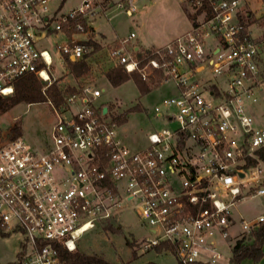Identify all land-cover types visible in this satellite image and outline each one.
I'll use <instances>...</instances> for the list:
<instances>
[{
    "label": "built area",
    "instance_id": "1",
    "mask_svg": "<svg viewBox=\"0 0 264 264\" xmlns=\"http://www.w3.org/2000/svg\"><path fill=\"white\" fill-rule=\"evenodd\" d=\"M52 1L0 0V96L11 95L24 75L50 79L54 60L40 48L50 34L68 36L53 49L64 59L91 55V27L80 22L98 14L91 1L67 13L59 11L63 4L53 11ZM189 1L204 18L186 34L140 57L141 49L129 47L132 32L110 51L128 73L147 81L162 72L175 83L178 94L164 100L175 111L155 109L174 128L148 134L147 146L132 150L119 137L110 107L94 104L102 92L86 85L57 111L45 152L31 149L12 127L2 130L0 235H24L16 264H68L60 247L76 251L96 224L126 209L149 229L144 252L166 243L170 247L161 253L174 254L178 264L224 260L222 243L229 246L237 224L233 208L264 195L263 186L251 185L264 173L256 153L264 147V115L250 113L263 97L264 36L243 33V0ZM117 8L133 17L138 1L121 0ZM249 159L257 163L248 165ZM263 221L264 215L241 218V234Z\"/></svg>",
    "mask_w": 264,
    "mask_h": 264
},
{
    "label": "rangeland",
    "instance_id": "2",
    "mask_svg": "<svg viewBox=\"0 0 264 264\" xmlns=\"http://www.w3.org/2000/svg\"><path fill=\"white\" fill-rule=\"evenodd\" d=\"M90 1L98 14L91 20H80L85 27L89 26L88 23L90 24L92 32L88 35V42L99 46L95 50L94 45H91L95 53H92L87 59L90 66L89 72L81 78H76L69 70L61 52H53L55 47L69 41L68 36L56 32L50 34L40 44V48L48 50L54 60V65L49 71L50 79L44 80L38 77L45 82L44 91L52 83H56L58 88L66 94L68 89L75 88V93H80L86 85L96 87L102 92L101 97L94 99L96 106H109L115 121L118 116L125 114L127 117V121L124 123L116 121L121 140L132 150L145 147L148 143V134L164 128L175 127V123L158 117L155 109L159 108L164 115L174 112L173 108L164 104V100L176 96L178 89L173 81H165V79H162L159 86L152 88L148 93H142L133 80L113 87L109 83L106 73L112 68L122 66L111 58L110 51L114 47H118L119 41L128 38L132 32L136 33L138 37L148 38L156 47H160L190 31L196 22H201L204 17L199 12H195L189 0H137L138 12L133 17H128L119 11L117 4L121 0ZM243 1L241 14L246 22L251 26L256 23L263 26L264 18L256 19V13L252 9L260 15L264 12V1ZM83 2L85 0H53L51 7L54 11L56 7L63 4L59 11L67 13L78 9ZM183 7L187 8L190 15L196 17L195 24ZM75 24L76 22L72 24V28L75 27ZM72 31L75 30L72 29L70 34ZM133 41L136 42V39L131 40L130 50L135 46ZM139 51L144 54L143 52L149 50L141 49ZM157 77V73L153 74L146 82L151 84ZM66 107V103L57 106L51 101L34 104L20 103L0 116V134L3 133L1 128L9 130L12 127L31 149L45 152L52 145L54 126L58 122L57 111L61 112ZM137 107L140 109H136ZM250 113L257 118L260 116L256 106L251 107ZM16 123H19V131L15 129ZM250 173L252 174V172ZM251 185L264 187V173L260 174L258 182ZM233 213L237 221L233 232H236L237 235L230 240L229 246L222 243L221 249L225 258L221 264H231L232 247L241 234L239 222L241 218L252 220L264 215V195L247 197L239 201L233 208ZM107 223L118 227V231L104 230L103 226ZM147 236H151L149 229L142 224L131 209H126L115 219L96 224L78 241V249L86 254L100 256L111 264H178L175 255L170 252L158 253L156 250L144 252L141 249V242ZM24 242L25 237L20 232H14L7 236L0 235V264L17 263L19 254L24 248ZM262 251L264 255V245ZM259 262L253 258H245L241 264H258Z\"/></svg>",
    "mask_w": 264,
    "mask_h": 264
},
{
    "label": "trees",
    "instance_id": "3",
    "mask_svg": "<svg viewBox=\"0 0 264 264\" xmlns=\"http://www.w3.org/2000/svg\"><path fill=\"white\" fill-rule=\"evenodd\" d=\"M189 18L195 24V16L188 13L187 8L183 7ZM248 15V14H247ZM248 17V16H247ZM240 22L243 26V33H248V28L250 24L246 22L245 18L240 13ZM90 45H94L95 50L99 47L95 43L88 42ZM95 50L92 53H95ZM91 53V54H92ZM140 57H143L141 51L138 52ZM88 59V58H87ZM87 59L78 62H72L69 59H65L69 70L76 78H81L87 74L90 70V66L87 63ZM157 78L153 79L151 84L144 81L139 72L128 73L123 67H115L107 71L106 77L109 83L113 87H118L123 83L133 80L138 86L142 93H148L152 88L159 86L160 81L165 79L162 72H157ZM42 80L36 74H27L18 79L13 83V93L8 96H0V116L10 111L13 107L20 103L34 104L43 103L51 101L53 104L60 106L61 104L67 103L69 96L75 93V88L68 89L67 94L62 92L56 83H52L47 90H43L44 84ZM152 85V86H151ZM136 109H140L137 107ZM118 116L116 121L119 123H124L127 121V117ZM15 129L19 131V123L15 124ZM1 130H5L2 129ZM257 157L264 163V147L257 150ZM257 160L249 159L248 165L256 164ZM104 230H111L113 232L118 231V227H114L112 224L107 223L103 226ZM264 245V221L259 224L256 228L252 229L250 232H244L235 241L232 247V257L231 264H241V261L245 258H253L255 261L259 262L263 257ZM170 246L163 243L157 246L154 250L161 253L164 249ZM60 256L68 264H111L104 258L97 255H90L81 252L78 247L76 251L69 252L67 249L59 248ZM16 264V263H15ZM153 264V263H150Z\"/></svg>",
    "mask_w": 264,
    "mask_h": 264
},
{
    "label": "crops",
    "instance_id": "4",
    "mask_svg": "<svg viewBox=\"0 0 264 264\" xmlns=\"http://www.w3.org/2000/svg\"><path fill=\"white\" fill-rule=\"evenodd\" d=\"M264 1V0H263ZM252 11L255 14V17L256 19H259V18H264V12H262L260 15L257 14L256 10L252 9ZM249 15V14H248ZM112 18V16L110 17V19ZM110 21V20H109ZM254 29V30H253ZM189 32V31H188ZM187 33V32H186ZM186 33H183V34H186ZM248 33L250 34V36L252 37H256V38H261L264 36V24L263 26H259L256 24L254 25H250L249 28H248ZM136 34V33H135ZM181 36V35H180ZM177 38V37H176ZM136 42L133 41L135 43V46L136 48H139V49H149V48H154L156 47L154 45V43H152V41H150L148 38L144 37V38H141V37H138V35L136 34ZM174 40V39H172ZM171 42V41H170ZM169 42V43H170ZM168 44V43H167ZM166 45V44H165ZM164 46V45H162ZM261 64H260V68H261V73H262V76H263V79H264V53H262L261 55ZM262 100L256 104L255 106L257 107V109L259 110L260 112V116L258 117V119H261V117L264 115V81H263V85H262ZM237 235L236 232H232V238H235V236ZM231 238V239H232ZM230 239V240H231ZM258 264H264V255L262 257V259L260 260V262Z\"/></svg>",
    "mask_w": 264,
    "mask_h": 264
},
{
    "label": "water",
    "instance_id": "5",
    "mask_svg": "<svg viewBox=\"0 0 264 264\" xmlns=\"http://www.w3.org/2000/svg\"><path fill=\"white\" fill-rule=\"evenodd\" d=\"M107 109L105 108L104 111H106Z\"/></svg>",
    "mask_w": 264,
    "mask_h": 264
}]
</instances>
